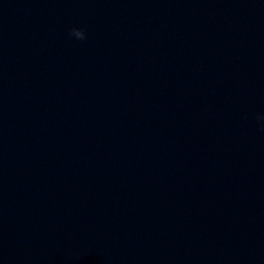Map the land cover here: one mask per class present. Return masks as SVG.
<instances>
[{"label":"water","instance_id":"1","mask_svg":"<svg viewBox=\"0 0 264 264\" xmlns=\"http://www.w3.org/2000/svg\"><path fill=\"white\" fill-rule=\"evenodd\" d=\"M258 115L264 0H0V264H264Z\"/></svg>","mask_w":264,"mask_h":264},{"label":"clouds","instance_id":"2","mask_svg":"<svg viewBox=\"0 0 264 264\" xmlns=\"http://www.w3.org/2000/svg\"><path fill=\"white\" fill-rule=\"evenodd\" d=\"M69 37H75L77 40L84 41L87 39L86 30L83 28H72L69 32ZM258 121H264V116L258 115L256 117ZM262 129H264V125H262Z\"/></svg>","mask_w":264,"mask_h":264}]
</instances>
